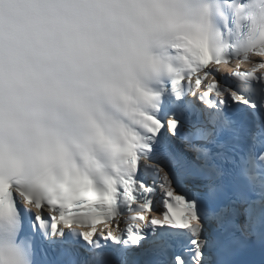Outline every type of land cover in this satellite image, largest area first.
I'll use <instances>...</instances> for the list:
<instances>
[{"label": "snow or ice", "instance_id": "snow-or-ice-1", "mask_svg": "<svg viewBox=\"0 0 264 264\" xmlns=\"http://www.w3.org/2000/svg\"><path fill=\"white\" fill-rule=\"evenodd\" d=\"M116 3L83 90L0 21V264H264V0Z\"/></svg>", "mask_w": 264, "mask_h": 264}, {"label": "clouds", "instance_id": "clouds-1", "mask_svg": "<svg viewBox=\"0 0 264 264\" xmlns=\"http://www.w3.org/2000/svg\"><path fill=\"white\" fill-rule=\"evenodd\" d=\"M0 21L20 44L29 88L83 90L92 74L117 68L131 40L116 0H11Z\"/></svg>", "mask_w": 264, "mask_h": 264}]
</instances>
